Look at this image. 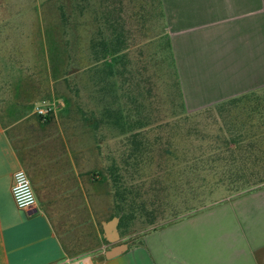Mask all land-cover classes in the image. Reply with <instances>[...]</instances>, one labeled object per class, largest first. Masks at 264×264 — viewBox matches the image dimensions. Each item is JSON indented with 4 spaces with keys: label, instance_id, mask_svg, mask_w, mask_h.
I'll list each match as a JSON object with an SVG mask.
<instances>
[{
    "label": "crops",
    "instance_id": "0c3cea01",
    "mask_svg": "<svg viewBox=\"0 0 264 264\" xmlns=\"http://www.w3.org/2000/svg\"><path fill=\"white\" fill-rule=\"evenodd\" d=\"M102 5L114 8L113 18L120 17L128 36L124 52L131 62L123 84L117 63L113 67L119 95L135 87L143 97L156 88L151 96L157 99L165 79L172 82L183 113L195 114L264 88V0H96ZM82 161L76 154L51 167L39 159L45 174L33 187L36 205L18 208L11 185L20 157L0 109V264H62L76 258L68 256L50 215L66 205L83 209L88 198L94 199L85 188L91 179ZM52 172L60 176L50 182ZM212 195L193 213L146 231L138 243L96 250L84 256L86 262L264 264V181Z\"/></svg>",
    "mask_w": 264,
    "mask_h": 264
},
{
    "label": "rangeland",
    "instance_id": "374dc122",
    "mask_svg": "<svg viewBox=\"0 0 264 264\" xmlns=\"http://www.w3.org/2000/svg\"><path fill=\"white\" fill-rule=\"evenodd\" d=\"M76 1L0 0V109L18 149L20 168L26 171L34 189L44 180L39 159L52 167L81 154L83 170L91 179L85 188L90 189V195L94 192V199L88 198L83 209L66 205L50 218L68 256L84 257L120 244L134 245L143 233L166 220L157 216L150 224L153 216L132 207L130 196L124 193L121 200L115 198L118 183L113 181L110 166L121 158L124 135L103 115L110 99L97 93L100 85L93 88L96 82L90 80L92 73L87 71L91 66L90 38L98 31H107L96 19L101 10L96 0L80 1L79 7ZM154 92L156 88L144 95L150 96L146 103L151 104L153 119L178 114L179 99L172 82L162 81L157 99L151 96ZM37 108L44 113H38ZM196 121L207 129L222 122L262 121L264 129V88L207 107L192 116L191 122ZM260 145L264 148V141ZM47 175L50 182L60 176L53 172ZM119 187V191L124 190L123 185ZM212 196L206 198L207 203ZM117 206L123 208L126 227L118 228L122 213L120 210L116 215ZM153 208L147 207L148 212Z\"/></svg>",
    "mask_w": 264,
    "mask_h": 264
},
{
    "label": "trees",
    "instance_id": "16d2710c",
    "mask_svg": "<svg viewBox=\"0 0 264 264\" xmlns=\"http://www.w3.org/2000/svg\"><path fill=\"white\" fill-rule=\"evenodd\" d=\"M80 1H76L77 6ZM100 9L96 19L102 21L107 32L98 31L90 38L91 66L87 71L92 73L90 80L100 85L97 92L110 99L103 115L124 135L121 158L110 166L113 181L118 183L115 198L121 200L124 193L130 196L132 207L153 216L150 224L157 216L172 222L204 206L206 198L220 188L236 193L263 182L264 148L259 146L264 141L262 121L222 122L207 129L206 125L199 127L197 121L191 122L197 113H183L181 105V114L153 119L151 104L146 103L150 96L140 97L135 87L129 94L123 90L118 94L112 81L113 67L117 63V77L123 84L125 66L131 62L124 52L128 36L120 17L113 18L114 8L102 5ZM101 64L104 67L99 69ZM136 77L132 79L138 86ZM111 103L115 108L109 106ZM43 119L47 121L48 117L43 115ZM119 184L124 190L119 191ZM149 206L154 207L150 212ZM117 207L116 215L123 209ZM125 216L120 214L118 228L127 226Z\"/></svg>",
    "mask_w": 264,
    "mask_h": 264
},
{
    "label": "built area",
    "instance_id": "2783aa9c",
    "mask_svg": "<svg viewBox=\"0 0 264 264\" xmlns=\"http://www.w3.org/2000/svg\"><path fill=\"white\" fill-rule=\"evenodd\" d=\"M38 113H44L42 108H37ZM11 194L13 200L18 208L30 209L36 205V195L30 180V177L26 171L22 168H18L13 173ZM62 264H89L85 258L78 256L74 259L66 258L62 261Z\"/></svg>",
    "mask_w": 264,
    "mask_h": 264
},
{
    "label": "water",
    "instance_id": "95a60500",
    "mask_svg": "<svg viewBox=\"0 0 264 264\" xmlns=\"http://www.w3.org/2000/svg\"><path fill=\"white\" fill-rule=\"evenodd\" d=\"M116 248H119V247H116ZM116 248H114V250H115ZM113 252H114V251H113Z\"/></svg>",
    "mask_w": 264,
    "mask_h": 264
}]
</instances>
